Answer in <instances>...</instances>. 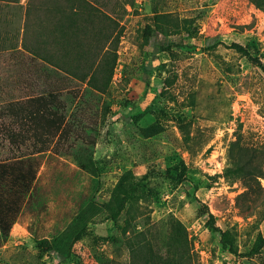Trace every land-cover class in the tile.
Returning a JSON list of instances; mask_svg holds the SVG:
<instances>
[{"label": "rangeland", "instance_id": "obj_1", "mask_svg": "<svg viewBox=\"0 0 264 264\" xmlns=\"http://www.w3.org/2000/svg\"><path fill=\"white\" fill-rule=\"evenodd\" d=\"M91 1L108 16L66 13L74 39L68 40L74 61L67 64L58 60L60 8L31 15L43 54L76 70L69 87L86 88L80 76L91 63L96 84L107 86L87 87L90 108L63 93L67 114L79 113L84 126L98 109L95 145L70 138L43 165L36 203L0 247V264H250L247 252L258 233L264 236V179L227 175L228 149L238 138L264 144V12L250 0ZM25 11L26 0L0 1V103L41 91L64 74L21 52ZM154 11L167 16L161 32L152 31ZM96 37L106 40L98 55ZM5 122L0 162L29 150L8 144ZM143 176L145 196L113 222L114 197ZM82 202H89L85 233L68 246ZM40 204L50 213L42 228L35 223ZM34 231L50 242L47 249L36 248ZM253 260L264 264V242Z\"/></svg>", "mask_w": 264, "mask_h": 264}, {"label": "trees", "instance_id": "obj_2", "mask_svg": "<svg viewBox=\"0 0 264 264\" xmlns=\"http://www.w3.org/2000/svg\"><path fill=\"white\" fill-rule=\"evenodd\" d=\"M6 3H16L19 0H0ZM252 4L262 12H264V0H250ZM59 7V12L64 18L63 25H59V28H64L62 31V37H59L57 45H60L58 60L64 64L74 61L73 47L68 42L69 39L74 41L72 33H70L73 26L66 24V13L84 12L92 10L95 14H105L98 5L91 0H65L63 4L57 0H26L25 11V25L23 30V39L21 44V52L30 54V60L35 64V57L45 59L48 63L55 66L64 74L60 80L55 83L47 81L46 85L41 91H37L31 94H26L21 98L10 99L8 101H2L0 103V119L6 121L7 125L4 128V137L13 148H20L29 146V150L24 156H16L12 160L0 162V247L4 244L8 237L13 225L17 222L19 216L27 210L33 208L36 203L35 193L37 190V181L40 175V169L45 163L56 156L57 152H60V147L69 141L80 140L81 143L87 147H93L95 145V131L94 128L98 121V109L90 111L92 112V118L88 121L91 126H84L83 119L79 117V113L76 114L74 110L67 114V106L62 99L63 93L70 94L74 99H78V102L83 104V107H91L89 100L86 99V91L88 88L96 89L99 92H104L107 84H96L95 76L96 70H92V63L86 66L85 71L80 76L81 82H86V88L80 92V87L70 86L68 75L74 77L77 75L73 66H62L61 64H55L51 59L57 60V55L46 56L43 54L45 48L40 46L39 35H35L34 28L30 30L29 21L31 15L47 13L49 15L53 7ZM67 13V14H68ZM69 18V17H68ZM167 22L166 14H158L154 11L152 17L153 28L152 31L161 32L165 28ZM34 35V36H33ZM31 37V38H30ZM72 37V38H71ZM70 41V42H71ZM100 38L96 37L94 45L101 44L99 48L96 47L95 52L98 55L104 48V42H99ZM170 45H176L171 42ZM40 46V47H39ZM217 44H212L208 47V50L215 49ZM229 49L244 55L247 58L251 57L249 50L238 44H230ZM86 54H83L82 58ZM68 57V58H67ZM65 58V59H64ZM113 64V63H112ZM36 65V64H35ZM263 72L264 67L262 66ZM41 74L51 76L49 67H42L39 69ZM55 72V71H54ZM88 87V88H87ZM80 92V94H78ZM74 111V112H73ZM86 112V111H84ZM81 122V123H80ZM80 123V124H79ZM57 151V152H56ZM229 168L227 169V175L236 178H252L260 177L264 179V144L253 146L252 144H244L238 138L234 142H230L228 149ZM144 176L129 185L123 187L113 199V210L110 213V219L113 222H118L122 213L128 211V205L134 200H137L145 196L146 183L143 182ZM88 204L83 202L80 204V208L77 213L72 217V228L68 233L69 244L71 246L85 233V216L88 212ZM36 218V224L42 228L43 220L48 219L50 213L44 211L42 204L34 207ZM32 239L36 248L47 249L50 243L42 233L34 231L31 233ZM42 235V236H40ZM264 242V236L260 233L256 235L255 243L251 246L247 252V260L250 264H262L253 259H256V255ZM228 245L229 250L231 248L230 242L225 243ZM226 247V246H225ZM240 264H243L241 262Z\"/></svg>", "mask_w": 264, "mask_h": 264}, {"label": "crops", "instance_id": "obj_3", "mask_svg": "<svg viewBox=\"0 0 264 264\" xmlns=\"http://www.w3.org/2000/svg\"><path fill=\"white\" fill-rule=\"evenodd\" d=\"M24 212H25V211H24ZM24 212H23V213H24ZM23 213H22V214H23ZM22 214L19 216V218L22 216ZM19 218H18V220H19ZM18 220H17V222H18ZM17 222H16V223H17ZM16 223H15V224H16Z\"/></svg>", "mask_w": 264, "mask_h": 264}]
</instances>
